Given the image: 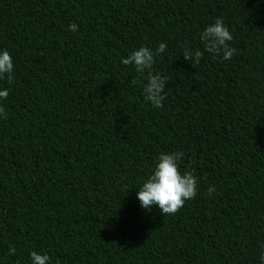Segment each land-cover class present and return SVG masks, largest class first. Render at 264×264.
Wrapping results in <instances>:
<instances>
[{"label": "trees", "instance_id": "obj_1", "mask_svg": "<svg viewBox=\"0 0 264 264\" xmlns=\"http://www.w3.org/2000/svg\"><path fill=\"white\" fill-rule=\"evenodd\" d=\"M216 18L230 61L199 40ZM160 42L153 108L120 58ZM0 49L15 66L0 80V264H30L32 251L51 264H258L264 0H0ZM161 152H182L179 170L197 179L175 214L136 199Z\"/></svg>", "mask_w": 264, "mask_h": 264}, {"label": "clouds", "instance_id": "obj_2", "mask_svg": "<svg viewBox=\"0 0 264 264\" xmlns=\"http://www.w3.org/2000/svg\"><path fill=\"white\" fill-rule=\"evenodd\" d=\"M68 31L76 32L77 25L69 24ZM199 40L204 50L219 56L224 61H230L236 54V49L230 47L233 36L225 26L221 18H216L208 24L200 33ZM166 45L160 42L155 49L145 46L133 49L126 57L120 58V64L131 65L135 72L144 78L142 94L144 100L153 108H161L165 99L164 88L166 77L152 72L154 57L165 51ZM183 56L191 58V63H198L201 57L199 50L185 48ZM13 58L7 49H0V80L9 84L14 81ZM136 81H133L135 83ZM9 90L0 88V119L6 118V110L2 102L7 98ZM182 152H161L154 161V167L150 174L138 187L136 199L142 209L151 210L156 207L162 215L175 214L182 208L186 201L191 200L197 194V179L190 171L181 172L178 168ZM215 189L208 188V196L213 197ZM15 252L14 247L8 248V254ZM30 264H51L49 255L44 252L32 251L29 253ZM258 264H264V240L258 243Z\"/></svg>", "mask_w": 264, "mask_h": 264}]
</instances>
